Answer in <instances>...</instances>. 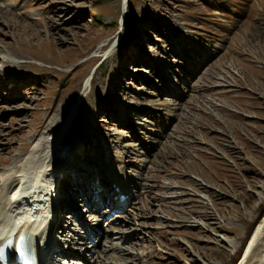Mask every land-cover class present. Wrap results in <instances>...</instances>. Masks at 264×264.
Returning a JSON list of instances; mask_svg holds the SVG:
<instances>
[{"label": "rangeland", "instance_id": "rangeland-1", "mask_svg": "<svg viewBox=\"0 0 264 264\" xmlns=\"http://www.w3.org/2000/svg\"><path fill=\"white\" fill-rule=\"evenodd\" d=\"M10 1L0 6V186L43 165L53 200L88 188L92 209L78 200V212L93 227L90 211L113 205L103 171L118 156L130 191L111 209L121 233L102 223L90 241L73 217L47 226L72 264H237L264 215V0ZM76 140L84 151L70 166ZM96 170L101 183L88 185Z\"/></svg>", "mask_w": 264, "mask_h": 264}, {"label": "bare ground", "instance_id": "bare-ground-1", "mask_svg": "<svg viewBox=\"0 0 264 264\" xmlns=\"http://www.w3.org/2000/svg\"><path fill=\"white\" fill-rule=\"evenodd\" d=\"M0 6H4V7L10 6V7L13 8L15 6V3L13 1H10V0H0ZM160 92L162 93V91H160ZM83 96L84 95L82 93V95L77 97L78 99H77L76 105L74 106L73 109L71 108L72 109L71 112L73 114H74L75 110L77 109V105H79V103L82 102ZM169 114H170V112H169ZM169 117L170 116L168 115V118ZM71 118H72V114L69 115L65 119L64 124L62 123L63 126L61 127V131L65 130L70 125V123L72 122ZM162 122H164V121H162ZM65 150L70 151V155H71L70 158L72 157L71 161L67 162V159H66L67 156L62 155L60 162L65 161L70 166L71 165H75L76 163H78L80 161V156L83 155L82 152L84 151L83 146L81 145L80 141H78V140H76L75 144L72 145V147L65 148ZM117 157L118 156H115L114 159L111 162H106L105 163V170L103 171V173L106 174L107 181L110 184L113 183V187L112 186L109 187L110 190H109L108 201H109V203L113 204L115 207L120 208L125 203V199H122V200L119 199L118 200V199H114L113 197H115L116 194L119 195V196H121L123 194V192L125 191L126 179H128L129 176L127 175V173H126V176H125L124 166L122 164L117 163L118 162V160H116ZM31 164L34 165L35 162L33 163V161H32V163H30V166L32 167L33 165H31ZM37 165L34 167L33 171L31 170L32 168L31 169L28 168V165H27L28 169L26 168L27 169L26 171H30L31 170V172L29 173L30 175L28 174V181L27 182H26V180H24L22 182L20 181L21 182V186H20L21 188L18 189V190H15L14 194L20 195V194L25 193L27 191V188L31 186V183H34V182H35L36 189L42 188L40 185L42 184V182H45V179L43 177L44 166L43 165L42 166H39V165L37 166ZM51 167H53V166H51ZM73 168H75V166H73ZM78 170H80V168H78ZM54 171H55V173L53 174L54 175L53 177L58 180L57 174L59 175L60 169H58V167L57 168L54 167ZM98 173H99L98 170H96L93 173H91L89 175L90 177H89V180L87 182H89V183H91V185H93V183L95 181H100V178H98V176H99ZM24 174H26V173H24ZM22 176H24V175H22ZM25 177H27V176H25ZM77 177H78V174L74 172L73 175L69 177L70 178L69 180L71 181V183L77 182V181H75V179ZM21 180H23V179H21ZM114 185L119 187L120 191H122V192H118L119 190H117V192H116V190H114ZM94 188L96 189V194L98 196V197H96V200L99 199V201H97V205L98 204L102 205V197H101V194H100L101 190L99 191L98 188H96V187H94ZM8 190L9 189L6 188L5 186L4 187L0 186V196H2V197H0V218L3 219L2 220L3 224H5V223H9V224L14 223L15 224L14 228H17L20 225V221L22 222L23 220H26V219L30 218L29 216H31V218L35 216L37 220L39 219L40 222L38 221V223H33L36 226H38L40 224H43L45 220H49L50 217H49V215H46L45 212H47L46 209L49 210V213L52 211V209L50 210V207H51L50 205H52V202H55L57 211L60 210L62 207L68 210V212H67L68 215H66V216L59 215L57 218L53 219V225L60 224V222H62V220H64V217H66V218L67 217H73V219L75 218V221H77L76 224H78L79 221H80L79 219L82 218V216H84V215L81 214V217H80V215L77 216L78 215L77 213H80V212H78V204H77L78 202L77 201L81 200L83 198L88 199V196H85V195L83 196L81 194L79 195L77 192H75L77 194H75L76 197H74V198H71V197L67 196L68 198L64 199L62 197L61 200H58V198L60 197V193H61L59 191V192H56V194H54L55 195V199L54 200L52 199V201L50 200V202H49V201H47V198H51L53 193L50 192V195H45V192H43V193H41L42 198H43V203H41L39 205L38 209H36L34 211H29V210L22 211L20 209V207H18L14 211V213L9 214V212H7L8 210H5V206L7 204H12L11 202H12V199H13V197H12L13 195H11V197H10L8 195ZM61 196H62V194H61ZM24 199L25 198H23L22 200H24ZM25 201H27L29 203L28 199H26ZM113 205H112V207L110 206V207L102 208L100 210L96 209V210H91L90 211V214H91V215L89 214L90 217H91L90 220L92 221V223H94L95 226L93 225V227H87V228L83 226L82 229H84L87 232V236L84 239L91 238V235H92V238L90 239V241L99 242L100 233H102V227H103L102 223H105L106 226L108 227V231L106 229V232H107V235H109V236H112V235L116 236L117 233H121L122 232V230H120V228L112 225L113 221L110 218V214H112L111 209L113 208ZM89 209H92V208H88V211H89ZM69 211H70V215H69ZM16 212H17V214H15ZM39 212H40V214H38ZM53 212H54V210H53ZM85 222L86 221H84L83 223H85ZM34 225H33V228H34ZM49 226H51V225H49ZM2 230H3V226L0 228V232ZM31 230H32V228L26 229L24 232L16 234L15 237H13L11 239L13 241V247L8 248V251H7V256L8 257L11 256V258H12V255H14V253H15L14 243H15L16 240L20 239L21 234H25V236L28 238V240H30L32 248L35 251L37 250L35 246L37 244L38 238L41 235H43V237H44L46 235V232H45V229L43 228V230L40 231L39 235L31 236L30 235V231ZM263 233H264V215H263L262 219L255 225V227H254V229H253L248 241L245 243L244 248H243L244 250H243V252L241 254V259L239 260V262L237 264H264V258H263L264 257V234ZM0 234H3V232H1ZM133 235H135V234H133ZM119 238L120 239H124V238L126 239V236L122 234ZM5 240L6 239L4 237L1 238L0 244H3L5 242ZM117 240H119V239H117ZM49 241H50V244H51L52 243L51 239H49ZM127 241H129V240H127ZM132 246H133V244H132ZM132 246L130 248H132ZM126 247H128V245ZM116 249H119L118 245H117ZM125 250H128V249H125ZM39 253H41V251H39ZM67 256H68V258H71L73 260L76 257L74 254H71V253H68ZM79 260H81L79 264H82L83 262L85 264H90L91 263L90 260H88V258L85 255H82L81 259H79Z\"/></svg>", "mask_w": 264, "mask_h": 264}, {"label": "snow or ice", "instance_id": "snow-or-ice-1", "mask_svg": "<svg viewBox=\"0 0 264 264\" xmlns=\"http://www.w3.org/2000/svg\"><path fill=\"white\" fill-rule=\"evenodd\" d=\"M29 240L25 234H21L20 239L16 240L14 243L15 250L21 259H25L28 252ZM13 247V241L11 239L7 240L5 243L0 244V256L3 255L5 248Z\"/></svg>", "mask_w": 264, "mask_h": 264}]
</instances>
